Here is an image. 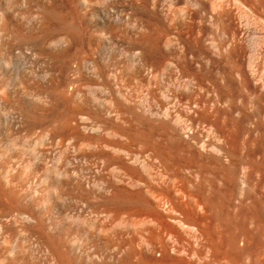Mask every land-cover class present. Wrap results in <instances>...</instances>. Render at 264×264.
Wrapping results in <instances>:
<instances>
[{"label": "bare ground", "instance_id": "1", "mask_svg": "<svg viewBox=\"0 0 264 264\" xmlns=\"http://www.w3.org/2000/svg\"><path fill=\"white\" fill-rule=\"evenodd\" d=\"M0 264H264V0H0Z\"/></svg>", "mask_w": 264, "mask_h": 264}]
</instances>
